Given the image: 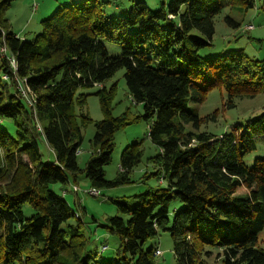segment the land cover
Wrapping results in <instances>:
<instances>
[{
	"label": "trees",
	"instance_id": "obj_1",
	"mask_svg": "<svg viewBox=\"0 0 264 264\" xmlns=\"http://www.w3.org/2000/svg\"><path fill=\"white\" fill-rule=\"evenodd\" d=\"M253 4L169 0L153 10L137 1L111 20L100 2L82 0L56 8L28 41L10 30L3 15L9 0H0V46L15 61L12 68L0 55V264H155L156 246L144 243L160 231L170 235L176 264H207L212 250L218 264H264L258 239L264 230V157L250 167L243 161L264 143V110L243 131L236 124L215 136L198 131L204 118L188 105L203 103L213 89L225 92L228 107L234 99L264 94V59L243 49L201 54L212 45L214 19L224 8L245 11ZM225 21L239 26L228 16ZM105 43L119 45L120 53L109 54ZM120 69L131 102L141 107L136 118L146 123L157 148L148 161L165 186L148 187L134 196V205L114 202L120 215L108 217L105 228L118 245L115 257L103 262L96 250L90 254L64 195L65 186L80 177L95 196L129 183L141 161V142L131 143L120 154L115 177L105 178L114 134L130 122L126 113L111 114V90L103 85ZM98 85L92 94L103 118L94 122L92 149L79 168L81 128L90 122V94L82 91ZM19 87L33 95V105L20 97ZM39 138L54 162L42 160ZM50 184H59L63 195L49 190ZM24 204L33 210L29 218Z\"/></svg>",
	"mask_w": 264,
	"mask_h": 264
},
{
	"label": "rangeland",
	"instance_id": "obj_2",
	"mask_svg": "<svg viewBox=\"0 0 264 264\" xmlns=\"http://www.w3.org/2000/svg\"><path fill=\"white\" fill-rule=\"evenodd\" d=\"M82 0H9V5L4 12V17L10 24V30L19 38L31 40L35 34L40 32V21L48 18L59 6H69L72 3ZM101 3L104 15L108 19H116L126 14L132 2L144 1L150 9L156 10L161 7V3L167 4L169 0H97ZM253 7L239 11L236 9L224 8L214 19V34L211 46L201 51L203 56H212L225 53L230 50L243 49L246 55L254 59H264V4L263 0H253ZM228 16L239 26H231L225 21ZM250 25L251 29L245 30V26ZM105 48L109 54H119L120 46L115 43H105ZM124 70H118L103 85L105 89L111 90V114L119 116L126 113L127 125L121 127L114 134V151L111 161L104 168L105 178L113 179L118 171V161L122 150L129 144L141 142L142 157L139 164L130 173L129 183L117 185L99 190V196H92L84 193L88 188L87 181L80 177L77 184L79 192H72L71 183L65 186V200L71 210L78 214V220L82 234L87 240V248L90 254L92 250L98 253L97 260L108 261L115 257V249L118 245L117 236L108 232L105 226L108 225V217L120 215L117 211L115 201H125L130 205L136 204L134 198L145 191L148 187H164L165 182L158 179L154 174L155 168L148 161V158L157 152V148L147 137V125L136 118L141 114V107L131 102L127 93V88L123 78ZM101 88V85L84 89L82 92L88 93L86 97L85 113L89 116L90 122L81 128V143L76 157L77 165L83 168L91 152V142L95 133L94 122L103 118L99 100L92 93ZM190 107L196 109L199 118H204L198 131L207 132L215 136L229 131L230 127L238 124L239 130L243 131L247 124L253 121L264 110V94H258L252 98L234 99L233 106H227L225 92L218 89L211 90L201 104L189 102ZM189 128V127H187ZM39 151L44 162H54V153L46 146L42 138L38 139ZM264 157V143L257 144V150L245 155L244 163L250 167L254 158ZM49 190L58 195H63L59 184H50ZM174 207L181 206L178 202H173ZM23 216L29 218L33 214L32 208L28 204L22 207ZM172 219V214L169 215ZM76 220L71 218L70 224ZM260 245L264 246V230L258 236ZM170 235L166 231L148 239L144 246H156L161 252L155 256V264H176L173 246ZM218 252L212 250L209 258H205L207 264H218ZM217 254V255H216Z\"/></svg>",
	"mask_w": 264,
	"mask_h": 264
},
{
	"label": "built area",
	"instance_id": "obj_3",
	"mask_svg": "<svg viewBox=\"0 0 264 264\" xmlns=\"http://www.w3.org/2000/svg\"><path fill=\"white\" fill-rule=\"evenodd\" d=\"M249 29H251V26L250 25L245 26V30H249ZM7 54H8L7 49H6L5 45L2 44L0 46V55L1 56H6V58L8 59L9 64L11 65V67L12 68H15L14 58H12L10 55L7 56ZM18 92H19L20 97L23 98L26 101V103L28 104V106L29 105L30 106L33 105V103L35 101V98L33 97V95L27 89H24L22 87H19L18 88ZM36 127H37V129H40V127H39L38 124H36ZM72 190L75 191V192H77V191H79V188L76 187V186H73L72 187ZM83 191L85 193L89 194V195H93V196L97 195V191L96 190H93V189H85ZM155 254L159 256L161 254V252L157 249L155 251Z\"/></svg>",
	"mask_w": 264,
	"mask_h": 264
},
{
	"label": "bare ground",
	"instance_id": "obj_4",
	"mask_svg": "<svg viewBox=\"0 0 264 264\" xmlns=\"http://www.w3.org/2000/svg\"><path fill=\"white\" fill-rule=\"evenodd\" d=\"M76 185V184H75Z\"/></svg>",
	"mask_w": 264,
	"mask_h": 264
}]
</instances>
